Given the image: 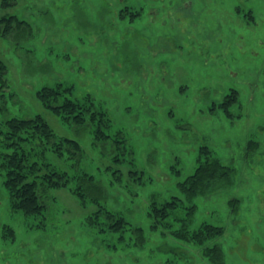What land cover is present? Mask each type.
I'll return each instance as SVG.
<instances>
[{"label": "rangeland", "instance_id": "1", "mask_svg": "<svg viewBox=\"0 0 264 264\" xmlns=\"http://www.w3.org/2000/svg\"><path fill=\"white\" fill-rule=\"evenodd\" d=\"M4 1L0 18L25 24L0 36V127L41 115L57 140L79 142L81 154L48 148L45 161L94 176L102 206L145 242L133 228L98 233L86 223L97 207L65 188L49 191L42 215L13 212L2 173L0 264H264V0ZM58 85L62 97L89 94L108 113V139L41 103L37 92ZM233 90L231 118L215 107ZM203 146L235 173L190 199L182 187ZM172 197L182 206L159 225L152 203ZM204 225L224 231L203 245L178 237ZM216 244L222 258L205 251Z\"/></svg>", "mask_w": 264, "mask_h": 264}, {"label": "trees", "instance_id": "2", "mask_svg": "<svg viewBox=\"0 0 264 264\" xmlns=\"http://www.w3.org/2000/svg\"><path fill=\"white\" fill-rule=\"evenodd\" d=\"M11 0H5L4 5H10ZM25 21H21L17 16L10 15L0 18V36L12 34L14 30L23 28ZM7 64L0 59V82H6ZM61 85L57 87L45 86L37 92L41 103L56 115L60 116L65 123L76 126H97L94 131L101 139H108V135L103 127H110L108 113L99 108L91 95H85L82 98L73 99L71 97H62L63 90ZM66 91V89H65ZM239 93L233 90L225 97L219 107L225 111L227 116L233 118L234 114L231 108L238 102ZM0 106V113L3 111ZM5 130L0 127V148L4 151L0 153V175H4V186L8 192L10 208L13 212H22L26 216L42 215L46 209L45 199L48 198L49 191L53 189H68L71 194L77 196L82 204L86 203L97 207V210L86 218L88 226L94 228L98 233H122L133 226L127 219L118 212H110L100 203L104 198V186L98 182L94 176L82 173L78 176H69L65 172H60L51 167L45 161V151L48 148L55 151L59 156L64 155V150L70 154H81L79 142L72 139L57 140L56 135L41 116L36 115L31 118H10L5 122ZM43 146L44 149L34 153V146ZM46 145H48L46 147ZM200 164L195 173L185 184L183 192L190 199L208 189L211 182L216 180L229 181L232 179L235 171L221 160L214 157L209 147L201 148ZM183 200L178 197L158 204L152 203V216L156 223L160 225L165 222L169 216L173 215ZM191 207L189 209L193 210ZM185 222V221H184ZM187 223L185 222L183 226ZM156 228V227H155ZM141 235L140 242H145V236L140 228H133ZM224 229H218L212 225H204L199 231L192 234L179 231L178 237L190 243L203 245L206 241L221 235ZM3 237L12 236L15 238V231L5 226L3 228ZM177 236V231L173 232ZM209 252V257L222 258V248L214 245L213 249L205 247ZM218 254V255H217Z\"/></svg>", "mask_w": 264, "mask_h": 264}]
</instances>
